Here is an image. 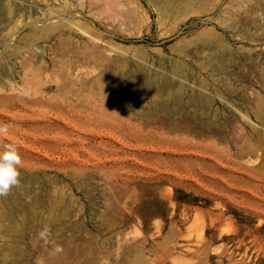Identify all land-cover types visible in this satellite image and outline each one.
Instances as JSON below:
<instances>
[{
  "label": "rangeland",
  "instance_id": "374dc122",
  "mask_svg": "<svg viewBox=\"0 0 264 264\" xmlns=\"http://www.w3.org/2000/svg\"><path fill=\"white\" fill-rule=\"evenodd\" d=\"M0 123V264H264V0H0Z\"/></svg>",
  "mask_w": 264,
  "mask_h": 264
},
{
  "label": "clouds",
  "instance_id": "9594fccd",
  "mask_svg": "<svg viewBox=\"0 0 264 264\" xmlns=\"http://www.w3.org/2000/svg\"><path fill=\"white\" fill-rule=\"evenodd\" d=\"M9 127L7 124L0 123V135L7 133ZM4 148L5 150L0 152V196H7L13 187L18 186L21 175L19 166L22 161L16 146L7 144L4 145ZM38 235L41 239H49L51 236L50 226L45 225ZM60 252H62V248L57 246L53 254Z\"/></svg>",
  "mask_w": 264,
  "mask_h": 264
},
{
  "label": "bare ground",
  "instance_id": "6f19581e",
  "mask_svg": "<svg viewBox=\"0 0 264 264\" xmlns=\"http://www.w3.org/2000/svg\"><path fill=\"white\" fill-rule=\"evenodd\" d=\"M51 13V12H50ZM60 19H61V17H60ZM58 20H59V17H58ZM39 39V38H38ZM125 71H123L122 72V75H121V80L120 81H122V80H124V79H126V77L125 78H123L124 77V75H125ZM124 74V75H123ZM135 76V75H134ZM137 76V75H136ZM133 77V76H132ZM131 77V78H132ZM134 78V77H133ZM139 78H141V77H139ZM132 81V79L130 80V78H128V83H130ZM134 81V80H133ZM137 78H136V83H137ZM141 81V80H140ZM139 81V82H140ZM132 85L133 84H135V82L134 83H131ZM139 84V83H138ZM128 85V84H127ZM130 86V85H129ZM3 90V89H2ZM2 92V91H1ZM24 93V92H23ZM14 188V187H13ZM13 188L10 190V192H9V194L7 195V196H0V229L1 230H3L4 232H6V233H8V234H10L11 232L10 231H12V229H11V226H9V224H8V222L6 223V221L8 220V219H11V214H13V212H14V205L15 204H13V201H11L12 199H11V196H10V193H12L11 191L13 190ZM12 210H13V212H12ZM13 217V216H12ZM7 224H8V226H7ZM11 229V230H10ZM10 232V233H9Z\"/></svg>",
  "mask_w": 264,
  "mask_h": 264
}]
</instances>
